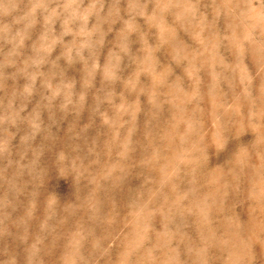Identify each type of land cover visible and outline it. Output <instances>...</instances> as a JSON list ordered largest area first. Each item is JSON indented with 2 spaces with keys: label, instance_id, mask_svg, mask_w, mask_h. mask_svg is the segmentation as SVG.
Listing matches in <instances>:
<instances>
[{
  "label": "clouds",
  "instance_id": "obj_1",
  "mask_svg": "<svg viewBox=\"0 0 264 264\" xmlns=\"http://www.w3.org/2000/svg\"><path fill=\"white\" fill-rule=\"evenodd\" d=\"M0 264H264V0H0Z\"/></svg>",
  "mask_w": 264,
  "mask_h": 264
},
{
  "label": "rangeland",
  "instance_id": "obj_2",
  "mask_svg": "<svg viewBox=\"0 0 264 264\" xmlns=\"http://www.w3.org/2000/svg\"><path fill=\"white\" fill-rule=\"evenodd\" d=\"M63 194H67L66 187L63 185V182H61V187L59 189Z\"/></svg>",
  "mask_w": 264,
  "mask_h": 264
}]
</instances>
